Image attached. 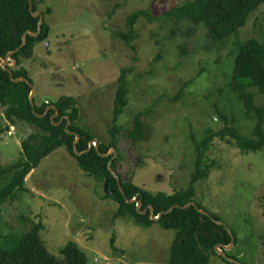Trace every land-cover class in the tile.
<instances>
[{"label":"rangeland","instance_id":"obj_1","mask_svg":"<svg viewBox=\"0 0 264 264\" xmlns=\"http://www.w3.org/2000/svg\"><path fill=\"white\" fill-rule=\"evenodd\" d=\"M50 28L32 56H22L35 89L36 105L72 97L81 128L109 143L119 78L127 70V109L118 125L129 129L137 114L145 125L133 144L121 134L122 172L147 190L171 193L189 185L195 165L192 136L234 125L250 137L255 124L230 88L232 52L250 39L264 42V2L244 28L222 42L210 41L202 27L190 37H169L170 22L141 18L134 26L135 51L112 38L125 28L128 15L148 10L160 17L187 0H36ZM50 10V11H49ZM180 28H193L189 22ZM188 53H180V48ZM3 65V64H1ZM255 105H263L256 91ZM219 112L226 119L221 121ZM0 110V126L8 123ZM232 122H234L232 124ZM40 132L17 123L0 137V164L23 156L21 143ZM229 139L215 138L208 150L214 162L209 177L197 183L195 202L239 232L235 250L245 264H264V147L243 152ZM140 157V158H139ZM139 158V159H138ZM25 190L0 208V244L5 234L22 237L41 222L48 251L61 258L69 241L87 255L88 264H166L174 231L158 224L139 227L129 219L112 221L117 205L102 200L105 183L80 170L64 147L42 159L26 178ZM115 236L116 251L111 239ZM210 264H224L211 256Z\"/></svg>","mask_w":264,"mask_h":264},{"label":"trees","instance_id":"obj_2","mask_svg":"<svg viewBox=\"0 0 264 264\" xmlns=\"http://www.w3.org/2000/svg\"><path fill=\"white\" fill-rule=\"evenodd\" d=\"M263 2L264 0H187L160 17L153 16L148 10H138L128 15L125 28L114 31L112 38L122 40L128 49L135 51L132 45L136 38L134 26L139 19L144 18L149 22L156 20L170 22L174 27L169 32L171 39L190 38L198 27H202L207 38L213 43H218L244 28L251 13ZM34 12H38L36 0H33L32 11L29 0H0V58L19 50L13 57L16 67L10 70L14 79L23 78L31 84L27 71L21 66L20 57L30 55L38 43L45 42L50 31L44 19L41 34L36 38L27 36L26 45L21 47L27 32L38 31L40 18L34 17ZM183 22L191 23L193 28H180L179 24ZM184 52L188 53L180 48V53ZM232 56L234 61L229 86L243 105L245 118L255 124L252 134L250 137L243 136L232 125L217 132L209 130L202 139L192 136L195 145V165L191 180L187 187L174 188L171 193L164 191L153 193L136 185L131 177L134 173L133 168L127 175L122 172V163L125 159L120 149L121 134H125L133 144H138L143 139L145 129L142 113L135 116L129 129L118 125L127 109V70H123L119 78L114 101L113 126L109 130L110 142L99 143L98 149L93 146L88 150L89 143L96 138L88 129L79 126V111L75 108L76 101L72 97H61L56 103L41 106L36 105L34 99L33 109L29 101L30 86L25 82H13L9 73L0 67V110H3L2 115L8 123L4 127L0 126V137L17 123L29 124L40 130L23 139L21 143L23 156L20 159L10 166L0 164V208L13 200L19 191L26 189L27 176L39 166L43 158L57 148L64 147L75 159L80 170L89 173L99 182L107 183L102 200H110L117 205L112 216L113 222L118 219H129L139 227L149 228L153 224H158L162 229L174 231L166 264H210L211 256L219 257L224 264H233L216 254L217 246L222 247L228 258L245 264L240 254L235 251L239 247L238 230L229 228L223 224L220 215L208 212L195 202L197 183L207 179L215 166L208 157V150L215 138L229 139L228 142L233 140L243 152L257 151L264 147V42L250 39L239 45L236 51L232 52ZM253 91H256L263 101L259 108L255 105L256 95ZM52 107L59 113L54 123L62 124H52L51 119L56 115L55 111H50L45 119L39 118ZM217 115L226 123L223 115L219 112ZM66 119L69 122L68 132L65 131ZM75 135L79 137L75 148L80 154L74 151ZM111 149L117 150V157L113 160V153L109 156L102 155ZM111 160L112 169L117 173L119 181L109 169ZM133 199L141 202L140 212L146 209L144 215L137 211L135 202L127 203V200ZM193 202L207 215L198 213L194 207L180 209ZM176 206L180 208H174L172 212L165 214L171 207ZM149 207L153 208L154 217L161 214L159 220L150 219ZM43 230L44 225L39 222L22 237L3 235L0 244V264H88L87 255L72 241L62 247L61 258L51 254L42 240ZM228 230L235 237V245L230 251L223 248L231 244ZM262 239L264 242V237ZM111 246L114 251L117 250L115 236H112Z\"/></svg>","mask_w":264,"mask_h":264},{"label":"water","instance_id":"obj_3","mask_svg":"<svg viewBox=\"0 0 264 264\" xmlns=\"http://www.w3.org/2000/svg\"><path fill=\"white\" fill-rule=\"evenodd\" d=\"M29 4H30V11H32V10H33V0H29ZM33 16H34V17H39V18H40V21H39V24H38V31H37V33L27 32V34L24 35V37H23V41H22V46H21L22 48L26 45V42H27V40H26V39H27V36H30V37H34V38H36V37H38V36L41 34L42 26H43V24H44V16H43L41 13H39V12H34V13H33ZM18 51H19V50L14 51V52H10V53L7 54V56H6L5 58H0V66H2V67L4 66L3 69L6 70V71L9 73V75H10V77H11V79H12L13 82H15V83L25 82V83H27V84L30 86V88H31V93H30V96H29V101H30V104H31L32 108L34 109V108H35V105H34L35 89H34L33 85H32L28 80L23 79V78H21V79H14L11 70L8 68V66L10 67V65H11V64H9V62H11L12 65L15 64V61L13 60L12 57H13L15 54H17ZM30 55H32V52L30 53ZM1 64H3V65H1ZM44 102H45V100H44ZM51 110H53V111L56 112V115L51 119L52 124H54V125H60V124H62V122H61L60 124H55V123H54V121H55V120L58 118V116H59V113H58L57 109L54 108V107L47 109L45 115L42 116V117H39V118H40V119H45V118H47ZM66 121H67V123H66L65 131L68 132V128H67V127H68V125H69V122H68L67 119H66ZM78 139H79V137H78L77 135H75V141H74L73 147H74V151H75L76 154H80L79 152L76 151V148H75V144L78 142ZM99 143H100V142H99L98 140H96V139L93 140L92 142L89 143V148H88V150H91L93 146L96 147V149H98V145H99ZM112 153L114 154L113 157H112V160H113L115 157H117V150H116V149H111L108 153H106V154H102V155H103V156H109V155L112 154ZM112 160H111L110 163H109V169H110V171L112 172V174H113V175L118 179V181H119V177H118L117 173H116L115 171H113V169H112V166H111V162H112ZM119 184H120V182H119ZM105 188H107V183L105 184ZM120 189H121V191H123L121 184H120ZM133 202L136 203V209H137V211H138L141 215H144L145 212H146V209L143 210V211H141V212L139 211L140 208H141V206H142V204H141L140 201H137V202H136L134 199H133V200H127V203H133ZM191 207H194V208L198 211V213H200V214H202V215H207V213H206L205 211L199 209V207L197 206V204H196L195 202L190 203V204H188L187 206H184V207H182V208H180V207H178V206H176V207H171L169 210H167V211L165 212V214H168V213L172 212V210H173L174 208L190 209ZM148 210H149V217H150L151 220H153V221H157V220H159L161 214H158L157 217H154V210H153V208H152V207H149ZM220 224H221V223H220ZM228 231H229V234H230V236H231V244H230V246H228V247H223V248H224V250H228V251H230V250L234 247V245H235V237H234V235L231 233L230 230H228ZM215 252H216V254H218L219 256L223 257V258H224L225 260H227L228 262H231V263H233V264H241V263H239V262H237V261H235V260H233V259L228 258V257L225 255V253L223 252L221 246H217V247L215 248Z\"/></svg>","mask_w":264,"mask_h":264},{"label":"flooded vegetation","instance_id":"obj_4","mask_svg":"<svg viewBox=\"0 0 264 264\" xmlns=\"http://www.w3.org/2000/svg\"><path fill=\"white\" fill-rule=\"evenodd\" d=\"M32 52V51H31ZM30 52V53H31ZM25 56H32V55H25ZM14 57V56H13ZM12 57V58H13ZM21 58V57H20ZM21 61V60H20ZM9 64H11L10 65V67L8 66V68L9 69H13V68H15L16 66H15V64L14 65H12V63L11 62H9ZM1 68H3L2 66H0ZM6 71V70H5ZM28 74V73H27ZM29 76V75H28ZM60 99H61V97H60ZM44 100H45V102H43V104H46V105H49V103H56L57 101H54V102H50L49 100H50V97L49 96H46V97H44ZM77 110H78V108L77 107H75ZM51 111H53V110H51ZM114 112V111H113Z\"/></svg>","mask_w":264,"mask_h":264}]
</instances>
